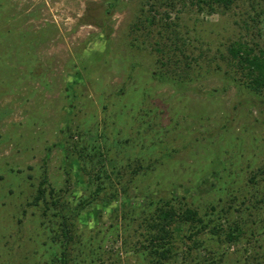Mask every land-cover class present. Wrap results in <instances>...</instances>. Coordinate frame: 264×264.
<instances>
[{"label":"rangeland","instance_id":"obj_1","mask_svg":"<svg viewBox=\"0 0 264 264\" xmlns=\"http://www.w3.org/2000/svg\"><path fill=\"white\" fill-rule=\"evenodd\" d=\"M236 40L264 49V0H0V264H59V213L66 264H150L160 197L207 224L174 223L163 264H264V88Z\"/></svg>","mask_w":264,"mask_h":264},{"label":"trees","instance_id":"obj_2","mask_svg":"<svg viewBox=\"0 0 264 264\" xmlns=\"http://www.w3.org/2000/svg\"><path fill=\"white\" fill-rule=\"evenodd\" d=\"M227 0H211V2L224 3ZM227 55L229 56V65L234 68L239 69L241 72H245L249 87L253 90L258 91L260 88H264V49H258L255 53L254 49L247 46L246 42L243 40H236L228 45ZM149 168V167H148ZM97 175L89 174L87 175V183L89 190H91L90 195L92 199H95V196L99 195V192L102 191L104 186L95 180ZM46 183V178L41 180V185ZM111 184V183H110ZM92 188V189H91ZM53 194L52 189L49 190ZM45 189L40 187L38 188V195L36 200L41 197H44ZM113 196V193L110 195ZM112 198V197H111ZM163 202V206H156L154 211L150 215V220L148 221L149 231L145 236L147 243L144 246V251L141 252L143 257H149L150 264H163V262L169 258H172V241L174 239V229L172 225L174 223H192L196 222L200 224V227L207 224L204 223L203 219L200 216H197V211L191 209L190 207H185L183 211H177L169 200H164L160 197ZM54 204H57V200H53ZM67 202V201H66ZM86 203L85 200L82 201ZM81 204V202H80ZM165 205V206H164ZM61 211V209H60ZM60 221L59 227L61 234L64 240L61 242L62 251L59 259V264H66V240L68 241L69 237V224L67 222V216L63 213H59ZM221 217L219 216V219ZM218 219V220H219ZM212 221L211 219H209ZM220 221V220H219ZM214 222L211 226L213 234L220 236V231H223L224 237L228 242H234L238 239L239 230L237 226L234 228L229 227V229H224L223 226ZM187 237L190 238V235ZM197 242V240H195Z\"/></svg>","mask_w":264,"mask_h":264}]
</instances>
